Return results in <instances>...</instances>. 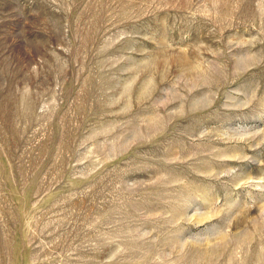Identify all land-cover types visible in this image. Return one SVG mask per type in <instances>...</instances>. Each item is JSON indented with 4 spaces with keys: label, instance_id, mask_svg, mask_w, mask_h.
Wrapping results in <instances>:
<instances>
[{
    "label": "rangeland",
    "instance_id": "1",
    "mask_svg": "<svg viewBox=\"0 0 264 264\" xmlns=\"http://www.w3.org/2000/svg\"><path fill=\"white\" fill-rule=\"evenodd\" d=\"M0 264H264V0H0Z\"/></svg>",
    "mask_w": 264,
    "mask_h": 264
}]
</instances>
